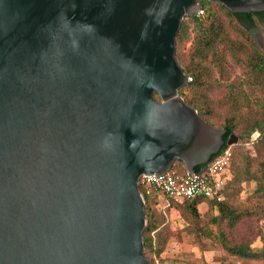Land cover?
<instances>
[{
	"label": "water",
	"instance_id": "95a60500",
	"mask_svg": "<svg viewBox=\"0 0 264 264\" xmlns=\"http://www.w3.org/2000/svg\"><path fill=\"white\" fill-rule=\"evenodd\" d=\"M201 9L0 0V264H154L141 177L195 172L226 143L180 94L192 79L176 38Z\"/></svg>",
	"mask_w": 264,
	"mask_h": 264
},
{
	"label": "trees",
	"instance_id": "16d2710c",
	"mask_svg": "<svg viewBox=\"0 0 264 264\" xmlns=\"http://www.w3.org/2000/svg\"><path fill=\"white\" fill-rule=\"evenodd\" d=\"M199 1L206 10V17L197 14L188 17L176 38L178 58L180 51L191 40L190 28L194 27L196 33L188 62L185 67L180 64L192 80L180 94L207 123L227 130L224 136L226 143L219 153L227 149L233 152L235 175L228 180L221 202L202 198L175 202L158 194L148 195L141 186L147 202L148 226L144 231L146 256L156 264V257H161L168 245L167 217L157 210L160 198H163L168 208L177 207L182 212L189 223V234L195 236L204 251L224 250L231 257L229 264H264V235L261 238L262 246L255 248L250 241H237L233 233L245 219L264 217V161L257 160L253 167L243 149V144L249 141L264 152V120L248 117L243 112L245 107H250V98L242 85L248 84L259 91L264 89V54L251 31L257 19L264 25V12L233 13L219 2ZM224 19H229V27L238 32L237 39L230 38ZM229 56L243 63V82L231 81ZM228 81V84L224 83ZM224 87V95L216 99L214 93ZM187 91L190 96L186 95ZM155 97L159 99L157 94ZM231 135L239 136L240 143L228 146ZM217 155L212 156L211 160ZM203 167H197L196 171ZM172 169L178 173L187 172L182 162L175 163ZM247 180L257 183L249 199L251 206H234V200ZM202 204L210 207L211 211L218 210V215L206 222L211 228L200 224L203 216L199 207ZM204 240H210L211 245Z\"/></svg>",
	"mask_w": 264,
	"mask_h": 264
},
{
	"label": "rangeland",
	"instance_id": "374dc122",
	"mask_svg": "<svg viewBox=\"0 0 264 264\" xmlns=\"http://www.w3.org/2000/svg\"><path fill=\"white\" fill-rule=\"evenodd\" d=\"M187 22V18L184 20ZM183 22V23H184ZM224 23L226 29L230 35V38L237 39L238 35L235 30L229 27L230 21L229 19H224ZM252 33H254L255 41L262 48V52L264 54V25L257 19L255 25L251 27ZM191 40L183 47L182 51L178 56L179 63L185 67L188 59L189 52L193 46V37L195 36V29L193 26L190 28ZM229 60V76L231 81L235 82H243L245 68L243 63L233 59L231 56L228 58ZM226 84L228 82H224ZM244 89L248 93L250 98V107L244 108V113L251 118H258L264 120V89L259 91L257 89H253L242 83ZM225 87L221 90H218L214 93V97L216 99L221 98L224 95ZM187 96H190V92H186ZM257 135H255V138ZM240 143V139L238 136V143ZM233 146V145H232ZM243 149L247 154V158L249 163L253 164L255 167L257 160L264 161V152L253 144L252 142H245L243 144ZM235 164V158L233 160L230 177L232 178L235 174L233 171V166ZM257 183L255 181H245L242 185L241 193L234 200V206H245L250 207V196L253 194L256 189ZM157 210L161 213H164L167 217V230H168V245L166 247L165 252L161 257H156V260L160 262V264H229L231 261V257L222 249H214V250H203L195 238L194 235L189 234V223L186 218L183 216L182 212L177 207H167V204L163 198H160L159 205ZM199 211L203 216V220L201 221V225L207 226L211 228L212 226L206 224L211 217H215L218 215V210L211 211L210 207L206 204L199 207ZM203 226V227H204ZM234 237L237 241H250L253 244V247L260 248L262 246L261 238L264 235V217L262 218H250L242 221L234 230ZM211 245L210 240H204Z\"/></svg>",
	"mask_w": 264,
	"mask_h": 264
},
{
	"label": "built area",
	"instance_id": "2783aa9c",
	"mask_svg": "<svg viewBox=\"0 0 264 264\" xmlns=\"http://www.w3.org/2000/svg\"><path fill=\"white\" fill-rule=\"evenodd\" d=\"M197 15L206 17V10L202 8ZM233 160V152L227 149L210 160L200 171L178 173L172 169L160 177L143 175L140 187L148 195L158 194L175 202L194 198L221 202L224 200ZM155 263L160 264L158 260Z\"/></svg>",
	"mask_w": 264,
	"mask_h": 264
},
{
	"label": "crops",
	"instance_id": "0c3cea01",
	"mask_svg": "<svg viewBox=\"0 0 264 264\" xmlns=\"http://www.w3.org/2000/svg\"><path fill=\"white\" fill-rule=\"evenodd\" d=\"M201 206H203V204Z\"/></svg>",
	"mask_w": 264,
	"mask_h": 264
}]
</instances>
